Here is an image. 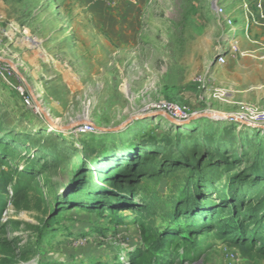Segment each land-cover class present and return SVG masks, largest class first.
Masks as SVG:
<instances>
[{
    "label": "rangeland",
    "instance_id": "374dc122",
    "mask_svg": "<svg viewBox=\"0 0 264 264\" xmlns=\"http://www.w3.org/2000/svg\"><path fill=\"white\" fill-rule=\"evenodd\" d=\"M133 1L89 0L82 13L51 7L50 0H0V63L11 73L0 77V178L33 171L17 196L15 181L8 194L0 186V199L8 201L0 239L17 243L18 255L0 252V264H130L165 228H178L167 203L199 189H217V199L238 177L264 183V18L253 11L247 18L241 2L229 0L244 55L212 70L221 45L227 47L217 0H141L130 13ZM18 86L39 105L34 99L26 106ZM162 101L186 107L193 120L178 127L141 118ZM210 113L241 120L206 118ZM93 120L119 129L102 147V137L85 132ZM50 121L69 127L49 131ZM114 155L133 166L122 168L120 183L105 174ZM225 158L232 166L217 167ZM203 167L214 174L208 180H217L215 188L202 183ZM98 190L129 199L127 206L87 204ZM146 201L155 214L145 227L129 207L136 211ZM170 254L176 260L175 248ZM179 254L180 264H264L213 233Z\"/></svg>",
    "mask_w": 264,
    "mask_h": 264
},
{
    "label": "trees",
    "instance_id": "16d2710c",
    "mask_svg": "<svg viewBox=\"0 0 264 264\" xmlns=\"http://www.w3.org/2000/svg\"><path fill=\"white\" fill-rule=\"evenodd\" d=\"M56 132V131H53ZM107 139H102L99 147L104 145V141ZM153 142L155 140H152ZM152 142V144H154ZM159 143V142H157ZM167 143V142H166ZM171 144V143H167ZM116 155V154H115ZM115 161L113 165V171L105 172V174L111 179H115V182H121V170L133 168L132 164H125V157L121 158L122 155L115 156ZM225 165H224V164ZM116 164H120V169L116 167ZM228 164V165H226ZM217 167L230 168V159L219 160ZM215 166V165H213ZM215 168V167H214ZM212 169V168H211ZM118 170L120 171L119 173ZM203 171L206 173L202 176V183H208L210 187H216L217 180H208L213 177V173H207L208 170L203 167ZM32 170H27L23 172H4L2 179L0 178V186L4 188L3 193L8 194L6 187L9 184L16 182L15 196L19 191L31 183L33 177L31 174ZM261 177L251 176L249 179L245 180L243 177H238L232 179V187L229 191L218 192V198L214 197L215 190H210L207 193L201 189L193 190L191 197L188 195L183 196L179 203L175 204L169 202L171 207L175 208V211H167L166 215L168 218L173 214L175 217V222H177L178 228L168 227L165 228L167 231L163 238L158 241H153L149 249H138L136 254L131 258L130 264H177L183 263L184 259L179 254V249L182 247L188 249V252L194 246L196 247L199 242V237L208 233H213L217 238L224 240L229 246L238 248V250L244 255H250L252 252L255 256L259 258L264 257V183L261 181ZM80 180H77L79 182ZM222 182L223 179H220ZM76 182V183H77ZM263 189V192L261 190ZM95 193L87 204H96L106 207H117L123 202L129 200H121L120 195L110 196L108 199L107 195L105 197L104 193ZM117 197V199H115ZM160 194L154 195L152 199H159ZM115 202V203H114ZM128 201L125 202L127 206ZM8 201L4 198L0 199V232H6V227L3 224L4 211L7 208ZM122 207L124 205H121ZM133 212L137 216L142 217L140 222L142 226L146 227L147 222H153L154 216V205L146 201L143 206ZM114 213L117 211L112 210ZM184 218H187L191 224L186 227L182 225ZM17 243H12L8 240L0 239V252L4 254L9 259H14L18 257L16 254ZM175 248V253L177 254L176 260H169L171 257L170 249ZM23 254H27V250ZM22 258L26 260L28 257ZM6 260V259H5ZM6 264H11L10 261H6ZM125 264V263H118Z\"/></svg>",
    "mask_w": 264,
    "mask_h": 264
},
{
    "label": "built area",
    "instance_id": "2783aa9c",
    "mask_svg": "<svg viewBox=\"0 0 264 264\" xmlns=\"http://www.w3.org/2000/svg\"><path fill=\"white\" fill-rule=\"evenodd\" d=\"M93 1L96 4L113 5L117 3L119 0H93ZM235 1L241 2L239 8L243 10V13L246 17L249 13L252 14L253 11L255 12V15L258 14V18L260 17L264 18V0H235ZM215 9L217 15L221 18V20H223L224 24L226 25L225 38L227 40V47H225L224 51L217 58V63L219 65H224L227 63L229 57L237 56V55L243 56L244 54L239 48L238 29L235 26L234 16H233L235 9H233V12L232 11L228 12V8L226 4L220 1H216ZM10 74L11 73L9 69L0 63V77L3 79H7ZM16 91L23 99L26 106L28 107L33 106L34 104L33 97L29 96L26 93L25 89L22 88V86L16 87ZM148 110L150 111L149 114L154 112H166L169 115H171L173 118L181 122H188L192 119L186 107L173 102L162 101L160 103L151 105V107H149ZM92 130H93L92 127L90 126L87 127L88 132Z\"/></svg>",
    "mask_w": 264,
    "mask_h": 264
},
{
    "label": "crops",
    "instance_id": "0c3cea01",
    "mask_svg": "<svg viewBox=\"0 0 264 264\" xmlns=\"http://www.w3.org/2000/svg\"><path fill=\"white\" fill-rule=\"evenodd\" d=\"M123 1H125V0H119L118 2L119 3H121V5H122V2ZM140 1L141 0H134L133 2V4H131V3H127V4H131L130 6H129V12L131 13V12H133V11H135V9L138 7V5H139V3H140ZM217 1H220V2H222V3H225L226 4V6H227V8L228 9H231V4L229 3L230 1L229 0H217ZM229 1V2H228ZM50 2H53L52 4L53 5H50L51 7L53 6V7H55V8H57V9H60L61 7H64L65 9L66 8H68L69 10H71L72 8L74 9V10H76V11H78V12H82V13H86V12H88V9H89V5H90V2H89V0H63V1H61V0H50ZM60 2V3H59ZM61 6V7H60ZM71 8V9H70ZM213 10H214V12H215V14H216V16L218 17V15H217V13H216V9H214V6H213ZM232 12H233V10H232ZM219 18V17H218ZM219 20L221 21V19L219 18ZM223 24H224V22H223V20L221 21ZM197 39V38H196ZM196 41L195 40H193V44L195 43ZM199 42H200V40L198 41V39H197V44L199 45ZM224 48H225V46L224 45H221V47H220V51H219V55L224 51ZM221 49L223 50V51H221ZM198 58V57H197ZM218 58V57H217ZM230 58V57H229ZM229 58H228V60H229ZM199 59V58H198ZM228 62V61H227ZM199 65V64H198ZM211 68H212V70L215 68L214 66H220L218 63H217V59L216 60H214L213 62H211Z\"/></svg>",
    "mask_w": 264,
    "mask_h": 264
},
{
    "label": "water",
    "instance_id": "95a60500",
    "mask_svg": "<svg viewBox=\"0 0 264 264\" xmlns=\"http://www.w3.org/2000/svg\"><path fill=\"white\" fill-rule=\"evenodd\" d=\"M36 97H34V99H35ZM35 101H36V99H35ZM36 103H38L37 101H36ZM38 105H39V103H38ZM202 116V115H201ZM149 117H154V118H158V117H162V118H165L167 121H169L171 124H173V125H176V126H183V125H186V124H189L192 120H193V118L190 120V121H188V122H181V121H179V120H176L175 118H173L171 115H169L168 113H166V112H154V113H152V114H148L147 116H145V117H141V118H149ZM206 118H210V119H221V120H229V119H235V120H237V121H240L241 119L239 118V117H236V116H233V115H222V114H218V113H210V114H208V115H206L205 116ZM195 118H197V117H195ZM137 119H140V118H137ZM51 122V121H50ZM132 122V120H129L128 121V123L127 124H130ZM246 123V122H245ZM58 125V124H57ZM91 124L89 123L88 124V126L87 127H89ZM124 126V124L122 125V127L121 128H124L123 127ZM69 127V126H68ZM119 129H112V130H110L109 131V133H112V132H117ZM85 132H88L87 131V129H86V131Z\"/></svg>",
    "mask_w": 264,
    "mask_h": 264
},
{
    "label": "bare ground",
    "instance_id": "6f19581e",
    "mask_svg": "<svg viewBox=\"0 0 264 264\" xmlns=\"http://www.w3.org/2000/svg\"><path fill=\"white\" fill-rule=\"evenodd\" d=\"M39 96L41 97L42 96V93L39 94ZM217 120V119H216ZM219 120V119H218ZM90 127H92V131L89 132V137L91 135H94L96 137H102V139H105L107 136H108V133H109V129H107L104 125L100 124L99 122L97 121H91L90 122ZM63 126V127H62ZM68 128V126L66 125H57L56 122L54 121H51L50 124H49V127H48V130L49 131H58V132H62V131H66ZM186 129V128H185ZM75 131V130H71V133ZM100 138H97V139H100ZM83 147V146H82ZM84 148V147H83ZM85 149V148H84Z\"/></svg>",
    "mask_w": 264,
    "mask_h": 264
}]
</instances>
